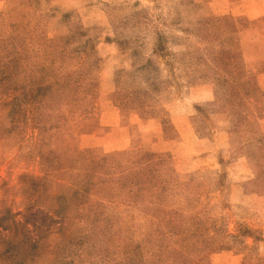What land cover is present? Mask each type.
<instances>
[{
  "label": "rangeland",
  "instance_id": "1",
  "mask_svg": "<svg viewBox=\"0 0 264 264\" xmlns=\"http://www.w3.org/2000/svg\"><path fill=\"white\" fill-rule=\"evenodd\" d=\"M0 264H264V0H0Z\"/></svg>",
  "mask_w": 264,
  "mask_h": 264
}]
</instances>
